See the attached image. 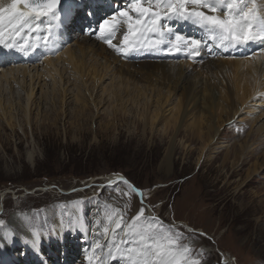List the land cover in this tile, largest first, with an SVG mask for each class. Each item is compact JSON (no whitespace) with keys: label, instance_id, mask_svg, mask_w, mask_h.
I'll return each mask as SVG.
<instances>
[{"label":"rangeland","instance_id":"rangeland-1","mask_svg":"<svg viewBox=\"0 0 264 264\" xmlns=\"http://www.w3.org/2000/svg\"><path fill=\"white\" fill-rule=\"evenodd\" d=\"M116 3L127 6L126 0H116ZM76 33L84 35L83 31L66 29L62 49L66 43L74 46L78 39ZM248 50L241 57L253 56L256 52L261 54L264 44L256 40ZM39 53L40 50L37 56ZM42 60L35 61V65L41 68ZM15 61L7 56L0 63V69L17 65ZM109 81L111 79L105 78L95 91L101 93ZM68 93L70 97L60 96L65 98L63 102L55 100L56 106L40 99L39 90L37 102L40 106H34L31 123L20 113L17 124L13 125L16 132L4 117H0V219L5 222L0 226V234L8 230L16 241L13 253L3 255L4 264H14L16 260L23 264L34 254L42 258L37 264H58L53 257L47 259L39 253V241L75 247V252L77 248L87 247V236L80 228L82 223L75 215L74 203L84 212L85 222L92 225L94 217L100 216L93 212L94 205L101 208L98 212L103 214L102 223L115 209H120L124 220L129 221L140 207L141 199L154 215L162 216L166 222L174 218L184 228L206 234L193 241L194 258L200 259L201 264L205 261L207 264H264L263 87L244 104L239 102L242 109L235 120L226 121V114L216 113L214 123L220 127L219 133L215 130L211 135L219 139L201 162L203 143L187 136L184 128L195 122L194 137H198L200 129L206 137L207 127L205 123L198 125L199 117H191L196 110L175 124L177 115L172 109L177 107L178 97L168 100L163 109L164 120L158 119L152 128V113L147 118L141 106L128 102L126 113L116 111L121 106L120 101L105 95L89 101L84 115L78 119L75 113L79 106L73 93ZM155 100L151 112L156 108ZM183 107L184 104L181 112ZM46 113L52 115L51 121L57 120L56 125L48 124V120V128L40 125ZM260 126L263 130L258 132ZM249 133L252 134L247 140ZM165 136H168L166 141ZM174 137L177 148L173 150L170 142ZM181 139L190 149L179 144ZM245 139L251 149L255 147L253 154L245 163L232 166L233 148L229 146L243 144ZM170 152L173 158L165 165L164 157ZM30 153L36 158L34 163L28 160ZM121 177L144 191L145 196H132L128 186L120 183ZM17 215L19 225L11 221ZM96 239L100 242L99 237ZM5 241L10 239L2 243ZM76 256L71 264L88 263L79 253Z\"/></svg>","mask_w":264,"mask_h":264},{"label":"bare ground","instance_id":"bare-ground-1","mask_svg":"<svg viewBox=\"0 0 264 264\" xmlns=\"http://www.w3.org/2000/svg\"><path fill=\"white\" fill-rule=\"evenodd\" d=\"M9 2L10 0H0V3L4 5H7ZM126 2L127 5L128 0ZM79 7H89L95 12L96 16L97 13L111 16L117 9L126 6H121L119 3L116 4V0H69L60 7V9H63L60 12V19L52 21L47 17H42L38 21L43 29L47 28V24H52L53 31L56 33L53 44L44 47L42 42L37 39L46 30L41 29V31L31 32L28 27H25L20 36L13 35L12 39L19 41L21 44L26 40L30 47L25 46L24 50L21 51L19 48L9 50L3 45H0V63H3L7 59L6 56L8 54L18 63L9 68L2 67L0 69V117H4L8 125L13 126L15 125L14 122L17 124L16 119L17 117L19 118L20 113H24L28 122L31 123L32 110L38 104L37 93L39 90L40 99L51 101L56 106L57 102L55 100H61L63 102L64 97L70 95L68 91L70 93L72 92L79 106V109L75 113L78 119H81L84 115L86 105L89 101L95 100L96 97L101 99L103 95L110 97L112 100L115 97L114 101H120L119 103L121 105L116 108V111H124L126 113L128 110V102L137 107L141 106L140 108H143L144 112H147V118L152 113L150 117L152 128L158 119L159 121L164 120L163 109L164 105L168 104V100H171L173 97H178V101L176 102L177 107L172 109L177 115L175 124L177 125L179 121L181 122L182 119L187 117L188 113L196 110L197 112L193 113L191 117H199L197 123L200 124L198 125L200 126L202 125L201 123H205L207 127L206 137L204 135L205 132L201 131V129L198 137H194L195 122H192L191 125L189 124L184 128L187 136H190L191 139L194 138L193 140H196V142L203 143L200 148V152L202 153L199 157V162H201L202 157L206 158L208 151L215 148L219 139H215L211 135L215 130L219 133L220 127H216L214 123L216 113L226 114V121L235 120V116L242 109L239 102L244 104L253 94L255 96L256 92H259L262 87L264 88V52L261 54L256 52L253 56L249 54V57H241V54L251 47V43L245 45V49L243 50L242 46L224 50L209 43L208 46H203L200 49L199 56L194 59L187 58L184 53L168 54L163 50H141L139 52H131L128 55H121L100 39L97 28L87 34L84 32V35L76 33L78 39L75 40L74 46L66 43L64 45L66 47L63 50L61 44L65 39L64 29H67L65 24L70 23L72 27L79 28L77 20L74 22L69 20L72 11ZM21 8H23L22 5ZM80 18L83 19V17ZM105 18L108 17L99 18L98 26ZM35 23L37 22H33V27ZM165 25L166 27H170L173 33L178 32L188 37L204 38L203 31L190 22L172 20L166 21ZM3 27L5 29L4 40L7 42L11 25L5 21ZM122 39V35L117 31L113 37V43L120 42ZM257 40L264 44V39ZM37 50H40L38 56ZM41 58L44 59V63ZM40 60H42L41 68L37 67V64V66L35 65V61L39 62ZM212 77H215V79H212ZM105 78H109L111 81L103 87L101 93L95 91L96 87L98 88L103 84ZM48 81L50 82L48 83ZM65 85L68 86L66 89L64 87ZM61 95L64 97L61 98ZM153 98H156V100ZM152 99L157 102L153 112H151V107L155 102L153 103ZM260 101L262 102V100ZM183 104L185 107H183L184 111L181 112L180 109ZM37 106H40V103ZM51 117L52 115L50 113L49 115L46 113L42 121L43 123L40 125L43 128H48V124L56 125L57 120L54 119L51 121ZM47 120L49 121L48 124L46 122ZM13 127L16 132L17 128L15 126ZM180 130H178V135ZM262 130L263 126H260L258 132ZM252 133L247 134V140L250 139ZM261 136H264V130ZM166 138L168 136H165L164 140ZM246 139L243 144L237 143L234 146H229L233 148L231 150L233 151L232 166L240 162L241 164L245 163L247 158L253 154L255 147L251 149ZM174 140L175 137L170 142L173 150L177 148L176 143H173ZM179 144H182L183 148H187V150L190 149L184 140ZM172 158L173 152H170L164 157L163 163L167 165ZM28 160L31 163L35 162L36 158L34 157V153L28 155ZM251 178L246 181L247 183L244 186L248 184ZM258 204H260L259 201ZM73 209L75 215L81 220V226L78 225L85 236H87L86 243H89L90 246H88L90 248L97 242V237L100 238V243L103 242V244L110 243L113 239L117 238L119 230L115 229L114 225L107 219L102 223L103 214L98 212L101 211L98 205H94L93 212L95 215L99 214L100 216L94 217V220L91 222L92 225L85 222L83 219L84 212L77 203H74ZM11 221L19 225L18 215L14 216ZM76 227L79 228L78 226ZM93 227H96V229L93 230ZM105 229H108V231H105ZM120 235H123V233H120ZM11 237L14 238L8 230H5L4 234H0V264H4L2 260L3 255H7L10 252L13 253L16 246V241ZM8 239H10L9 242L5 241L2 243V241ZM95 239L96 241L94 242ZM88 246H85L84 249L77 248L78 252H75V247L71 248V246L65 244L58 246L49 242L44 244L39 241L37 249H39V253L44 255L45 258L53 257L58 264H71L74 259H77L76 255L78 253L79 257H82L85 262H88V252L86 251ZM41 259V255L35 256L34 254L31 258L26 259L23 264H37V260L40 261ZM14 264L20 263L16 260ZM120 264H123V262H120Z\"/></svg>","mask_w":264,"mask_h":264},{"label":"snow or ice","instance_id":"snow-or-ice-1","mask_svg":"<svg viewBox=\"0 0 264 264\" xmlns=\"http://www.w3.org/2000/svg\"><path fill=\"white\" fill-rule=\"evenodd\" d=\"M60 5L61 0H10L7 5L0 3V45L21 51L25 46L30 47L26 40L23 44L14 41L13 35L20 36L25 27L31 32L41 31L38 21L42 17L52 21L60 19V12L63 11ZM172 20L198 26L204 38L173 33L165 25L166 21ZM5 21L11 25L7 42L4 40ZM34 21L37 23L33 27ZM117 31L123 39L113 43ZM98 32L100 39L121 55L141 50H163L168 54L184 53L187 58L194 59L199 56L200 49L209 43L228 50L264 39V0H128L126 7L117 9L103 20ZM55 37L56 33L49 23L46 32L37 39L48 47L55 42ZM120 183L128 186L132 196H145L144 191L125 178L121 177ZM123 216L120 209L107 215V220L119 230L117 238L106 244L95 242L87 256L88 264H201L200 259L194 258L196 249L193 241L206 234L184 228L174 218L166 222L162 216L154 215L143 199L129 221H124ZM4 223L0 219V226Z\"/></svg>","mask_w":264,"mask_h":264},{"label":"water","instance_id":"water-1","mask_svg":"<svg viewBox=\"0 0 264 264\" xmlns=\"http://www.w3.org/2000/svg\"><path fill=\"white\" fill-rule=\"evenodd\" d=\"M66 1H68V0H61V5H62L63 3H65Z\"/></svg>","mask_w":264,"mask_h":264}]
</instances>
